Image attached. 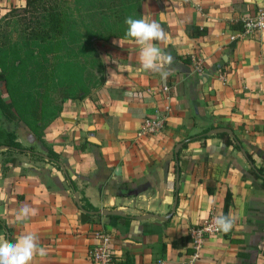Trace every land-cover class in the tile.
<instances>
[{
  "label": "crops",
  "instance_id": "crops-1",
  "mask_svg": "<svg viewBox=\"0 0 264 264\" xmlns=\"http://www.w3.org/2000/svg\"><path fill=\"white\" fill-rule=\"evenodd\" d=\"M25 1L0 0V16ZM142 12L171 38L159 44L173 57L167 79L138 70L132 40L105 43L103 86L64 101L40 139L20 134L32 153L14 154L17 163L5 167L0 159V237L35 233L48 254L33 264H93L101 234L111 238L114 264H187L190 229L215 213L231 216L233 228L207 237L195 264H264V175L252 172L264 168V28L238 32L264 12V0H144ZM188 25L207 33L189 37ZM165 106V132L140 134L143 119ZM225 128L240 147L207 135ZM176 196L175 212L160 220ZM25 204L38 214L18 223Z\"/></svg>",
  "mask_w": 264,
  "mask_h": 264
},
{
  "label": "trees",
  "instance_id": "trees-1",
  "mask_svg": "<svg viewBox=\"0 0 264 264\" xmlns=\"http://www.w3.org/2000/svg\"><path fill=\"white\" fill-rule=\"evenodd\" d=\"M143 1L26 0L23 8L15 9L16 16H20L17 12L21 16L8 25L17 36L11 41V33L7 32L0 42V81L4 83L7 102L14 108L16 120L40 139L44 129L60 115L64 101L75 102L90 95L93 89L99 90L106 71L100 49L111 38L131 40L126 37L125 19L143 18ZM243 30L242 22L238 32ZM185 32L189 37L207 33L196 25H188ZM55 96H60L59 102ZM3 113L0 108V116L10 123ZM217 136L227 145H236L238 141L226 134ZM195 139L198 138L188 140ZM0 147L11 154H5L3 167L17 163L12 153L33 152L21 146L12 130L1 126ZM252 172L260 178L264 168ZM229 204L227 196L225 209Z\"/></svg>",
  "mask_w": 264,
  "mask_h": 264
},
{
  "label": "clouds",
  "instance_id": "clouds-1",
  "mask_svg": "<svg viewBox=\"0 0 264 264\" xmlns=\"http://www.w3.org/2000/svg\"><path fill=\"white\" fill-rule=\"evenodd\" d=\"M125 24L126 37L139 47L138 70L159 73L161 79L166 80L170 73L165 70L164 65H170L173 57L159 46L171 43V38L161 23L129 16L125 19ZM260 24L264 27V21ZM2 198L0 195V199ZM37 214V208L25 204L17 211L15 220L23 223ZM214 224L217 231L228 233L233 228L234 220L231 216L219 215L214 219ZM47 254V250L39 245L38 237L33 232L19 236L15 242L0 237V264H33L36 257L43 258Z\"/></svg>",
  "mask_w": 264,
  "mask_h": 264
},
{
  "label": "built area",
  "instance_id": "built-area-1",
  "mask_svg": "<svg viewBox=\"0 0 264 264\" xmlns=\"http://www.w3.org/2000/svg\"><path fill=\"white\" fill-rule=\"evenodd\" d=\"M185 2H190L191 0H184ZM264 21V12H258L253 18L244 20V34H253L264 27L261 26L260 22ZM168 97L169 87L165 86L162 90ZM167 99V98H166ZM164 110V111H163ZM167 113L168 106L164 109H156L153 113L146 116L140 128V134L144 136H154L160 135L165 132L167 126ZM219 216L212 213L210 218L202 223L190 229L189 236L191 239L193 254L190 257V261L187 264H195L198 253L203 247L204 241L209 236L219 235L222 232L217 231L214 219ZM111 238L107 234H101L98 236V242L90 250V259L93 264H114V257L111 251L110 244Z\"/></svg>",
  "mask_w": 264,
  "mask_h": 264
},
{
  "label": "rangeland",
  "instance_id": "rangeland-1",
  "mask_svg": "<svg viewBox=\"0 0 264 264\" xmlns=\"http://www.w3.org/2000/svg\"><path fill=\"white\" fill-rule=\"evenodd\" d=\"M24 6H25V4L21 5L22 8ZM21 7H17V6L11 7V8H9V10L7 12H5L3 15L0 16V42L4 41L3 38L7 34V32L11 33V36H10L11 41H13L16 38L17 32L12 30L11 26L8 25V22L18 20V18L21 16V12H17V14H20V16L17 17L15 9L17 10L18 8H21ZM0 46H2V45H0ZM105 73H106V71H105ZM105 75L106 74H104V80H105ZM103 83H104V81H103ZM96 91H97L96 89L95 90L93 89L91 94L95 93ZM90 95H88V96H90ZM55 98H56V101L59 102L60 96H55ZM7 101H8L7 100V93H6V90L4 87V83L0 81V108H2L4 110L3 114L7 115L8 120H10V123H8L6 121L5 117L0 116V126L3 128H8V129L12 130L15 133L16 139L19 140L20 134H22V133L24 134L26 131H30V130H29V128H27V126L24 123L16 120L14 108ZM4 108H6V110ZM10 113H13V116ZM19 143L21 144L22 147H24L26 149H32V150L34 149L32 146H28V144L26 145L25 141H22ZM8 153L9 152H6L5 149L0 150V159L1 160H2V158L4 159L5 154H8ZM16 154H19V153H16ZM8 155H11V154H8ZM13 155L14 154L12 153V156Z\"/></svg>",
  "mask_w": 264,
  "mask_h": 264
},
{
  "label": "water",
  "instance_id": "water-1",
  "mask_svg": "<svg viewBox=\"0 0 264 264\" xmlns=\"http://www.w3.org/2000/svg\"><path fill=\"white\" fill-rule=\"evenodd\" d=\"M217 134H226L228 136H230L232 139L236 140L235 139V136L232 132L231 129L229 128H225V129H213V130H210L207 132V135H217ZM186 143V141L184 142H181L180 144H178L176 147H175V158L177 157L178 155V152H179V149ZM236 144L240 147V143L238 141H236ZM4 149L3 147H0V150ZM178 182H179V174L177 173L176 174V184H175V187H176V190H178ZM75 197H76V201L77 203H79L78 199H77V194H75ZM176 206H177V196L175 197V200H174V203H173V206H172V209L169 213L168 216H166L165 218H159L157 216H153L155 218H159L160 220H168L172 215L173 213L175 212V209H176ZM94 214H100V215H111V216H119L120 213L118 211H107V210H100V211H97V212H94ZM140 219V218H138Z\"/></svg>",
  "mask_w": 264,
  "mask_h": 264
}]
</instances>
